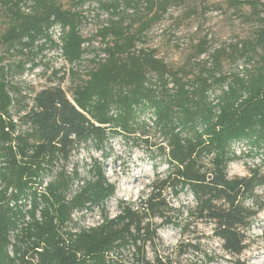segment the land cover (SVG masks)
I'll return each mask as SVG.
<instances>
[{"label":"trees","instance_id":"1","mask_svg":"<svg viewBox=\"0 0 264 264\" xmlns=\"http://www.w3.org/2000/svg\"><path fill=\"white\" fill-rule=\"evenodd\" d=\"M183 2L0 0V264H173L170 256L146 258V247L157 246L156 218L182 237L192 221L210 223L225 254L246 249L264 175L255 167L229 178L227 170L241 159L235 143L248 148L246 156L264 153V5L231 1L235 8L249 5L253 36L217 48L205 36L174 68L146 44L169 8ZM88 4L107 18L86 38L81 27ZM48 51H60L79 71L51 69L50 86L22 94L13 78L40 66ZM90 54L89 68L80 72ZM117 137L150 146L169 172L138 209L122 203L109 218L105 203L116 187L103 164ZM82 146L102 155L84 165L86 177L78 164L66 170ZM165 190L192 196L184 225L169 216L182 213L165 202ZM94 209L98 225L81 228L73 221L75 212ZM182 247L199 250L189 242Z\"/></svg>","mask_w":264,"mask_h":264},{"label":"rangeland","instance_id":"2","mask_svg":"<svg viewBox=\"0 0 264 264\" xmlns=\"http://www.w3.org/2000/svg\"><path fill=\"white\" fill-rule=\"evenodd\" d=\"M231 1L257 2L264 5V0H184L180 5L171 6L163 20L150 30L146 47L156 49L160 58L177 68L186 61L191 46L205 36L213 48L252 37L256 26L253 21L248 20L251 16L249 5L235 8L230 6ZM84 10L88 20L81 27V34L89 38L95 34L107 15L95 11V4H88ZM98 47L97 40H94L91 48ZM92 57L93 54L83 57L80 72L89 68L88 60ZM72 67L74 70L78 69L77 66L67 64L61 58L60 51H48L45 52V59L40 66L30 73L24 72L21 76L14 77L13 84L22 88V94H28L32 90L39 91L50 86L48 75L51 69L67 72ZM68 86V82L62 84L64 90ZM150 136L151 142L158 146L160 140L152 133ZM232 149L241 159L228 165L229 178L244 177L248 175L249 168L255 167L264 175V153L258 157L246 156L248 148L242 143L233 144ZM107 152L108 157L103 164L104 174L108 182L115 185L116 191L105 203V209L107 216L113 218L119 213L122 203L134 210L138 209L140 200L149 196L154 184L158 185L165 179L169 169L164 160L142 142L134 145L117 137L111 140ZM91 159L102 161L101 152L82 146L72 153L66 170L70 172L73 165L78 164L80 177H86L87 167L84 165L90 164ZM256 194L259 211L252 227L246 232V249L240 256L233 257L223 252L221 241L214 237L213 225L210 223L192 221L189 233L182 237L179 229L166 225L163 223L164 219L156 218L151 222L158 228V242L156 249L149 245L146 247V258L152 261L155 254L170 256L173 264H264V188H259ZM162 197L171 208L182 213V216L177 213H170L169 216L184 225L188 210L194 206L192 196L187 192L175 196L172 191L165 190ZM246 205L256 208L250 201ZM74 218L80 227L85 228L94 227L102 221L98 209L75 214ZM181 242L199 245V250L179 248ZM123 253L126 254V251ZM204 254L214 257V261L205 262Z\"/></svg>","mask_w":264,"mask_h":264},{"label":"built area","instance_id":"3","mask_svg":"<svg viewBox=\"0 0 264 264\" xmlns=\"http://www.w3.org/2000/svg\"><path fill=\"white\" fill-rule=\"evenodd\" d=\"M59 35H60V32H59V29L57 27H55L53 30H52V37H53V40L57 43H59ZM46 185V181L42 184V188H44ZM76 186H74L75 188ZM87 213L88 211L86 210H83V211H80V212H75L73 215H72V218H73V221H75V218H74V215L75 214H83V213ZM101 223V222H100ZM81 228H85V227H81ZM89 228V227H87Z\"/></svg>","mask_w":264,"mask_h":264}]
</instances>
